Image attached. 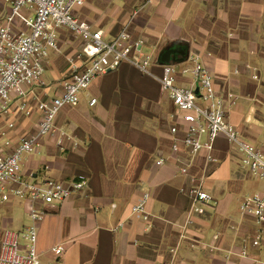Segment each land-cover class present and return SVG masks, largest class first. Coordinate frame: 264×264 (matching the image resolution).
<instances>
[{
  "label": "crops",
  "instance_id": "crops-1",
  "mask_svg": "<svg viewBox=\"0 0 264 264\" xmlns=\"http://www.w3.org/2000/svg\"><path fill=\"white\" fill-rule=\"evenodd\" d=\"M146 1L92 0L74 14L107 39L127 26L153 57L173 49L166 64L174 65L181 86L197 87L191 74L181 71L191 66L189 57L198 55L225 102L227 121L260 144L262 129L254 117L264 107V0ZM4 6L0 2V9ZM58 33L59 48L46 62L45 99L60 93L61 78L83 61L82 40L66 28ZM152 69L161 73L158 65ZM20 103L13 98L8 113L0 114V144L2 132L15 141L38 128L36 103L29 98V116L19 110ZM179 113L155 78L127 62L99 75L76 104L59 111L55 126L73 139L58 146L57 136L45 137L39 153L24 157L21 176L84 177L88 187L49 206L38 223L37 250L43 263L55 259L51 249L61 244L58 264H260L264 248L251 245L260 226L239 206L244 195L263 190L264 181L239 166L224 135L215 141L214 162L205 152L190 157L182 145L174 154L170 129L177 126L181 137L185 127ZM160 158L164 163L157 165ZM182 166L186 174L179 172ZM203 178L210 199L186 226L192 204L188 191ZM145 192L150 194L148 222L131 215ZM121 221L124 226L118 228ZM29 223L24 201H0V247L6 231L22 234ZM244 247L245 258L240 255Z\"/></svg>",
  "mask_w": 264,
  "mask_h": 264
},
{
  "label": "built area",
  "instance_id": "built-area-1",
  "mask_svg": "<svg viewBox=\"0 0 264 264\" xmlns=\"http://www.w3.org/2000/svg\"><path fill=\"white\" fill-rule=\"evenodd\" d=\"M89 1L92 0H0L5 5V9H0V114L8 113L13 98L21 101L19 110L26 116L32 113L29 98L41 113L38 128L33 134L13 141L6 132L1 133L0 201H24L28 205L30 223L22 233L23 243L19 241L20 234L4 233L0 264H58L57 258L64 252L61 244L51 249L55 259L46 263L40 259L37 250L38 223L48 214L49 206L83 192L88 182L84 177L72 181L47 177L41 180L24 179L21 176L23 159L26 155L39 153L42 140L49 135L57 136L58 146H62L65 139L72 140L67 130L55 126L57 114L64 106L76 104L80 93L99 75L116 69L124 62L135 66L143 75L155 78L180 112L179 118L185 124L183 136L178 135L177 126L170 129L174 154L180 151L182 145L190 157L205 152L207 160L214 162L216 159L212 151L215 141L224 135L238 155L239 166L254 179L264 181V107L255 112L254 120L262 129V141L256 144L243 137L238 128L227 121L225 102L216 91L212 73L198 55L189 57L191 66L181 71L182 74L190 73L197 87L181 86L177 83L178 72L174 65L160 64L156 57L145 53L142 42L133 39L127 26L117 36L107 39L101 30L92 29L75 16L74 10ZM149 2L151 0L146 1ZM61 28H66L82 40L80 57L83 61L61 78L60 93L45 99L44 90L48 87L46 62L50 52L59 48L58 30ZM154 65L160 66V74L153 71ZM253 78L256 76L253 75ZM95 102L92 99L90 104ZM8 126L12 128L14 124L9 123ZM163 163L162 158L156 160L157 165ZM179 172L186 174L188 169L182 166ZM203 180H195L196 183L188 191L192 204L186 226L194 223L210 199ZM149 197V192L143 193L139 202L131 207V215L148 222L150 214L146 203ZM239 209L242 214L256 218L260 227L251 239V245L264 248V189L244 195ZM124 223L119 222L118 228H122ZM240 255L248 257L245 247ZM258 262L264 264V255Z\"/></svg>",
  "mask_w": 264,
  "mask_h": 264
},
{
  "label": "water",
  "instance_id": "water-1",
  "mask_svg": "<svg viewBox=\"0 0 264 264\" xmlns=\"http://www.w3.org/2000/svg\"><path fill=\"white\" fill-rule=\"evenodd\" d=\"M172 52H174V50L170 48L165 49L163 52H161L157 58L158 63L160 64L169 63V56Z\"/></svg>",
  "mask_w": 264,
  "mask_h": 264
},
{
  "label": "rangeland",
  "instance_id": "rangeland-1",
  "mask_svg": "<svg viewBox=\"0 0 264 264\" xmlns=\"http://www.w3.org/2000/svg\"><path fill=\"white\" fill-rule=\"evenodd\" d=\"M19 236H20V238H19L20 243L25 242L24 235L23 234H20Z\"/></svg>",
  "mask_w": 264,
  "mask_h": 264
}]
</instances>
